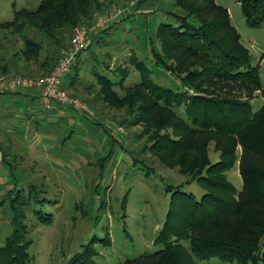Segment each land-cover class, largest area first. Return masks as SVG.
Wrapping results in <instances>:
<instances>
[{
	"label": "trees",
	"instance_id": "1",
	"mask_svg": "<svg viewBox=\"0 0 264 264\" xmlns=\"http://www.w3.org/2000/svg\"><path fill=\"white\" fill-rule=\"evenodd\" d=\"M114 1L40 0L34 9H16L11 20L0 21V50L5 51L0 54L5 61L2 70L10 72L4 43L8 35L21 41L16 48L15 43L11 45L15 50L10 56L14 67L29 73V62H36L44 69L43 75L55 65L74 30L90 25L95 14ZM238 2L248 24L264 21V0ZM170 5L182 12L169 10L170 18L159 21L148 38L152 69L130 53L129 60L138 70L140 81L124 87L129 73L124 66L112 70L117 80L102 70H92L100 84L93 99L124 107L134 119L132 124L144 125V148L163 164L176 166L187 176L186 183L198 181L204 191L195 198L190 192L173 189L155 238L163 247L126 258L121 264H206L197 260L213 256L236 264H264V67L260 71L258 65L250 64L249 52L225 6L215 0H170ZM79 54L70 67L73 90L77 89L74 78ZM21 56L24 61L19 63ZM104 68L109 70V65L104 64ZM158 68L174 74L179 88L156 79L153 73L159 72ZM202 80L211 85V91L200 89ZM116 84L122 93L116 90ZM216 85L218 92L223 88L225 94L215 92ZM61 86L64 88L63 83ZM93 86L90 81L85 89ZM255 91L262 102L252 108ZM211 142L218 153L215 161L208 155ZM235 165L240 188L227 175ZM16 205L12 198V229L0 245V264H30L28 247L32 239L24 223L25 214ZM43 220L50 221V215ZM183 239H188L189 249L182 244ZM102 241H109V236ZM91 242L64 264H97Z\"/></svg>",
	"mask_w": 264,
	"mask_h": 264
},
{
	"label": "rangeland",
	"instance_id": "2",
	"mask_svg": "<svg viewBox=\"0 0 264 264\" xmlns=\"http://www.w3.org/2000/svg\"><path fill=\"white\" fill-rule=\"evenodd\" d=\"M39 1L0 0V21L11 20L16 9L36 8ZM215 1L228 9L230 22L249 52L250 64L258 65L262 71L264 21L260 25L248 24L238 0ZM140 5L149 8L147 11L137 10ZM169 10L182 12L179 8L174 9L170 0H115L112 5L95 14L90 23L94 27L87 33V44H91L79 52L76 67L79 75L75 81L77 89L71 91L64 87L93 110L90 116H86L68 106L66 114L76 112L84 118L85 127L88 125L92 129L79 127L70 119L60 117L52 118L53 123L49 125L40 123L41 128L50 129L54 126L57 132L64 131L49 139L51 144L58 145L61 142L62 146L44 152L46 164L53 163L51 167H44L42 162L37 167L33 166L31 160L20 157L21 151L8 148L9 137L0 133V245L12 229L13 198L16 207L25 214L24 223L32 239L28 247L30 264H64L91 239L97 264H121L126 258L152 253L163 247L155 238L163 225L173 189L190 192L195 198L203 193L204 189L198 181L186 183L187 176L179 172L176 166L163 164L157 155L144 148L147 137V134L141 133L144 125L141 122L132 124L134 119L125 113L124 107L116 108L101 99H93L100 84L96 82L92 70L103 71L110 79L117 80L112 70L118 65L124 66L129 71L122 83L124 87L140 81L138 70L129 60L130 53L143 59L146 66L152 69L149 64L148 38L152 37L159 21L170 18ZM104 28L107 29L105 32L102 31ZM8 37L4 43L8 47L7 64L10 72L2 70L1 65L5 61L0 58V80L16 74L34 77L44 72L38 63L32 61L29 62V73L17 70L10 59L15 51L11 45L15 43L16 48L21 45V41L10 35ZM4 52L0 50L1 55ZM39 56L42 58L43 52ZM17 60L23 62L24 57ZM106 63L109 70L104 68ZM158 69L159 72L153 73L156 79L173 89L179 88L174 74ZM90 81L94 82V86L85 89ZM199 84L202 91L212 90L205 80ZM115 88L122 93L119 84ZM214 89L218 92L219 88L216 85ZM232 89L235 91V87ZM224 90L221 88L222 92L218 94H225ZM251 102L252 108L261 104L262 98L258 91H255ZM19 117L23 118L22 115ZM91 118L97 121L99 128ZM22 120L27 124L25 119ZM25 124L17 126V129L25 131ZM62 133H69L64 143ZM36 136H29L28 139L33 138V142ZM24 140L28 141L26 138ZM208 155L211 161L218 158L212 142L209 143ZM100 157H104L102 162L99 161ZM227 175L235 187L240 188L241 179L236 165ZM49 215L50 221L43 220ZM106 235L109 241L103 243L102 239ZM181 242L189 249L188 239ZM197 261L236 264L235 261H223L215 256ZM248 264L262 263L251 261Z\"/></svg>",
	"mask_w": 264,
	"mask_h": 264
},
{
	"label": "crops",
	"instance_id": "3",
	"mask_svg": "<svg viewBox=\"0 0 264 264\" xmlns=\"http://www.w3.org/2000/svg\"><path fill=\"white\" fill-rule=\"evenodd\" d=\"M142 5H140L137 10L141 11L143 9V11H147L146 9L149 8V6L143 7ZM72 71L73 70L70 68V70L64 76L62 82L64 87L66 86V88H69L71 91H73V85L71 86L69 83L71 74L73 73ZM78 75L79 73L77 74L76 78ZM76 78H74V84ZM1 84L2 82L0 85ZM38 93L39 89L37 87H20L15 90L6 89L3 87L0 88V133H3L9 137L7 139L8 148L12 147L16 148L17 151H21L20 157L25 156L28 160H31L33 166L35 165L37 167L42 162L44 167H51L50 165L53 163L49 162L46 164L45 161H47V157L44 155V152L46 153L49 149L55 150L57 147L59 148L62 146L61 142L58 143V145L51 144L49 139L52 136H56L58 133L64 131L60 130L57 132L54 126H51V130L49 128L44 129L41 128L39 124H43L44 122L45 124L49 125L53 123L52 118L60 117L61 119H70L71 122L79 125V127L91 128V126L86 125L85 127V123L83 124L82 121L84 118L82 116H78L76 114V110H74L76 112L67 115L65 112L66 109H69L67 105L55 102L50 108H43L39 103ZM21 115L23 118L19 117ZM85 115L87 116V114ZM22 119H25L27 124H25ZM93 122L96 123L97 128L100 127L96 120H93ZM24 124L26 127L25 131L17 129V126ZM105 129L108 131L106 127ZM39 132L40 137L36 136ZM62 134L64 135L62 136V143H64L65 138L69 133ZM29 136H36L35 138L37 139L35 140L34 138L35 141L32 142L33 138L28 139ZM25 138L28 141H25ZM22 140L25 142H22ZM0 151L2 152V148H0ZM50 170L52 172V169Z\"/></svg>",
	"mask_w": 264,
	"mask_h": 264
},
{
	"label": "built area",
	"instance_id": "4",
	"mask_svg": "<svg viewBox=\"0 0 264 264\" xmlns=\"http://www.w3.org/2000/svg\"><path fill=\"white\" fill-rule=\"evenodd\" d=\"M93 27V25L77 27L67 44L61 48L57 62L48 72L37 77L17 74L2 82L0 88L15 90L20 87H37L39 89L38 100L43 108H50L53 103L57 102L90 116L93 110L88 104L67 92L61 84L79 52L86 47L87 33Z\"/></svg>",
	"mask_w": 264,
	"mask_h": 264
}]
</instances>
